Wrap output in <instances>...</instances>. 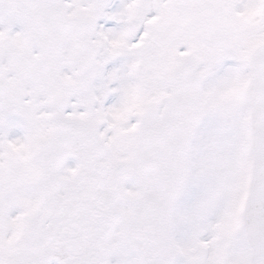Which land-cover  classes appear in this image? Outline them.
<instances>
[{"label":"snow or ice","instance_id":"obj_1","mask_svg":"<svg viewBox=\"0 0 264 264\" xmlns=\"http://www.w3.org/2000/svg\"><path fill=\"white\" fill-rule=\"evenodd\" d=\"M0 264H264V0H0Z\"/></svg>","mask_w":264,"mask_h":264}]
</instances>
